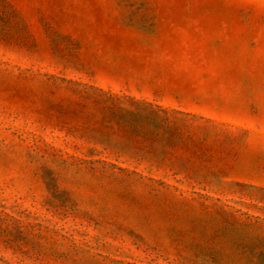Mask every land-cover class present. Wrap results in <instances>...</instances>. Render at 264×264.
Segmentation results:
<instances>
[{
	"label": "rangeland",
	"instance_id": "rangeland-1",
	"mask_svg": "<svg viewBox=\"0 0 264 264\" xmlns=\"http://www.w3.org/2000/svg\"><path fill=\"white\" fill-rule=\"evenodd\" d=\"M263 106L264 0H0V264H264Z\"/></svg>",
	"mask_w": 264,
	"mask_h": 264
},
{
	"label": "crops",
	"instance_id": "crops-1",
	"mask_svg": "<svg viewBox=\"0 0 264 264\" xmlns=\"http://www.w3.org/2000/svg\"><path fill=\"white\" fill-rule=\"evenodd\" d=\"M161 48H163V50L160 53V58L157 59V64L153 72L145 71L144 73H125L123 71H112L108 72V83H121L119 84V90L126 91V86L122 83L132 82L134 80L140 81V79H142L128 77L127 75L135 74L139 77L144 76L143 79L154 81L158 85V87H154L153 92L150 95L147 94L145 96H151L154 99H159L158 104L160 105H167L168 99L186 98L193 96L192 91L196 89L193 84H190V86L185 87V85L180 84L179 82H174L172 78L174 74V67L172 65L175 63H170L171 61H169V48ZM137 95L141 96L138 91ZM195 95L197 97L201 94L196 93ZM161 99H164V102H162ZM257 112L264 113V106L258 108ZM258 183L264 185V181Z\"/></svg>",
	"mask_w": 264,
	"mask_h": 264
}]
</instances>
